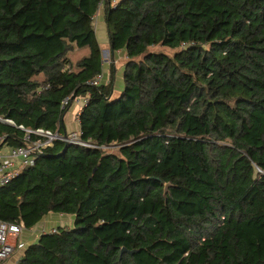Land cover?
Returning <instances> with one entry per match:
<instances>
[{
	"label": "trees",
	"instance_id": "trees-1",
	"mask_svg": "<svg viewBox=\"0 0 264 264\" xmlns=\"http://www.w3.org/2000/svg\"><path fill=\"white\" fill-rule=\"evenodd\" d=\"M100 7L116 96L113 64L90 83ZM80 97L82 138L117 149L56 141L0 187V221L72 216L16 264H264V0H0V116L63 132Z\"/></svg>",
	"mask_w": 264,
	"mask_h": 264
},
{
	"label": "built area",
	"instance_id": "built-area-1",
	"mask_svg": "<svg viewBox=\"0 0 264 264\" xmlns=\"http://www.w3.org/2000/svg\"><path fill=\"white\" fill-rule=\"evenodd\" d=\"M101 80L102 74H98L90 83L98 85ZM68 100V98L63 100L62 107L67 104ZM84 102L85 98L82 97L80 100L81 107ZM0 123L15 126L22 131V144L14 147L8 146L5 143V135L0 134V187L7 184L23 169L32 166L35 159L56 141L87 148H100L102 151H106L111 146L99 145L90 140L83 139L80 130L59 132L58 130L52 131L42 127L31 129L21 124L16 125L10 118L2 116H0ZM256 171L263 173V170L258 167H256ZM22 230L23 228L20 225L0 221V260H5L16 250L22 251L24 249L26 243L19 237ZM55 231V228H51L50 230L41 229L38 235Z\"/></svg>",
	"mask_w": 264,
	"mask_h": 264
},
{
	"label": "rangeland",
	"instance_id": "rangeland-1",
	"mask_svg": "<svg viewBox=\"0 0 264 264\" xmlns=\"http://www.w3.org/2000/svg\"><path fill=\"white\" fill-rule=\"evenodd\" d=\"M93 21H94V27H95V32H96V38H97L99 46L101 48V55H102L103 59L108 62V65L113 64L112 72H114L116 75H118L117 77L120 78V76L122 74V70H123L122 68H123L124 62L126 60V57L122 53H119V57L116 55V62L114 63L113 58H110L111 56H109V51H107L109 49L108 41H107V31H106L105 22L103 20V17L101 16L100 12L97 11V13L94 16V20ZM152 49L156 50V51H162L163 50V51H166V52H171V50L165 49V48H162V47H159V46L152 47ZM86 53H87V48L76 49V50H74L73 52H71L69 54V57L74 62L81 55L86 54ZM104 67H103V70H104ZM118 83H119V81H118V78H117V82L115 84H118ZM117 94H118L117 90H114L113 95L116 96ZM81 98L82 97H80L78 99L79 104H80ZM78 102L73 101L72 104L70 105V107L68 108V110L65 113L64 123H65L66 129L68 131L75 130L77 128V125H76V122H75V114H76V112L78 110L77 109ZM116 149L117 148H116L115 145H111L109 148L106 149V151L107 152H114V151H116ZM53 221H55L54 225L61 226L60 224H58V222H57L58 220H53ZM65 225H68V224H65ZM37 228H39V227H37ZM24 232H22V234ZM28 232H30V231H28ZM35 232L37 234L39 233V231L36 229V227H35ZM22 234H20V236H19L20 238H21ZM27 241H30V239H28Z\"/></svg>",
	"mask_w": 264,
	"mask_h": 264
},
{
	"label": "crops",
	"instance_id": "crops-1",
	"mask_svg": "<svg viewBox=\"0 0 264 264\" xmlns=\"http://www.w3.org/2000/svg\"><path fill=\"white\" fill-rule=\"evenodd\" d=\"M98 12L101 13V16H102V7L99 8ZM97 13V12H96ZM109 51V49L107 50ZM108 53V52H107ZM119 53H122L121 51H116L115 52V55L112 53V52H109V56H111L110 58H113L114 60V63L116 62V55L119 57ZM103 59V58H102ZM103 64H102V74H103V79L102 81H105V82H108L109 80V66L108 65V62L105 61L104 59L102 60ZM105 66V67H104ZM103 67H104V70H103ZM118 75L115 74V83L117 82V78H118V81L119 83L118 84H115L113 85V92L114 90H117V93H119L120 89H121V77H117ZM78 99H76L75 101L77 102ZM80 104L78 102V107H77V112L75 114V122H76V125H77V128L75 130H77L79 127H78V122H77V114L79 113V110H80ZM64 117H65V114L62 118L63 120V124H64V129L63 132H67L68 130L66 129V125L64 123ZM53 220H58V224H60L61 226H64L65 224H70L72 222V216L70 217V215H66V214H59V213H49V214H46L42 220L34 227L30 228V229H24L22 230V232H24L21 236V240L24 241L27 244L29 243H33V242H36L37 239L39 238V235L35 232V227L36 229L39 231L41 229H45V230H50L51 228H56L58 227L59 225H54V222ZM71 225V224H70ZM39 227V228H37ZM30 231V232H28ZM28 239H30V241H27ZM21 251H15L14 253H12L8 258H6L5 260L1 261L0 264H16L17 262V259L20 255Z\"/></svg>",
	"mask_w": 264,
	"mask_h": 264
},
{
	"label": "water",
	"instance_id": "water-1",
	"mask_svg": "<svg viewBox=\"0 0 264 264\" xmlns=\"http://www.w3.org/2000/svg\"><path fill=\"white\" fill-rule=\"evenodd\" d=\"M64 116V115H63ZM62 116V117H63ZM64 135H65V133H64ZM167 186H168V184H165V186H164V189L166 190L167 189ZM124 251H127L125 248H122L121 249V252H124ZM134 251H130V253H133Z\"/></svg>",
	"mask_w": 264,
	"mask_h": 264
}]
</instances>
